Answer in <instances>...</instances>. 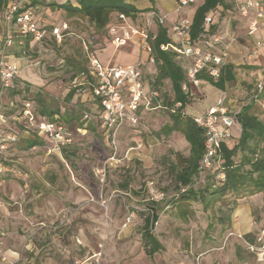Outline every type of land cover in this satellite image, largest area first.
<instances>
[{"label": "rangeland", "instance_id": "obj_1", "mask_svg": "<svg viewBox=\"0 0 264 264\" xmlns=\"http://www.w3.org/2000/svg\"><path fill=\"white\" fill-rule=\"evenodd\" d=\"M39 3L31 10L38 25L49 32L66 23L68 30L60 40L47 34L42 42L29 43L19 76L11 88L0 90V115L5 120L0 130L22 135L4 151L5 172L0 177L1 248L18 253L17 261L8 257L7 264H264L263 194L241 200L238 213L228 201L207 209L200 202H175L177 168L180 159L188 157L189 145L180 133L166 134L164 126L171 121L165 105L130 111L135 122L124 121L113 143L98 115L90 111L93 97L88 88L73 87L90 56L130 63L131 42L139 52L132 64L140 63L143 87L171 102L168 80L153 88L157 70L138 38L124 47L111 45V28L127 23L145 34L155 33L157 18L150 15L148 23L143 14L123 23L113 14L103 31H95L86 19L51 11L49 0ZM5 30L0 16V40ZM21 51L15 42L10 55L16 58ZM233 66L236 79L222 92L226 108L233 112L252 102V112L264 120V96L253 100L252 72ZM71 90L75 93L67 100ZM188 91L186 116L203 112L219 97L203 83L191 84ZM23 109L34 115L44 109L68 114L72 143L60 154L47 144L24 150L26 138L35 131L21 117ZM89 112L91 119L81 129L79 123ZM202 186L194 180L195 190ZM158 195L163 199L156 200ZM152 207L158 214L152 235L162 249L149 258L141 235Z\"/></svg>", "mask_w": 264, "mask_h": 264}, {"label": "built area", "instance_id": "obj_2", "mask_svg": "<svg viewBox=\"0 0 264 264\" xmlns=\"http://www.w3.org/2000/svg\"><path fill=\"white\" fill-rule=\"evenodd\" d=\"M49 1L57 2V0ZM67 1L69 0H65V2ZM176 1L178 8L188 7L196 2V0ZM31 2L32 0H12L3 13L2 19L6 30L0 40L1 91L11 88L13 82L20 74L21 68L25 63L26 40H29V43L37 44L42 42L47 34L60 40L63 33L68 30L66 23L54 27L49 32L45 27L38 25L31 11L33 8L28 7ZM251 10L254 12V18L249 24V34L253 35L264 26V1L253 2L252 0H245L239 12L243 18H248ZM152 15L157 18L159 25H163L166 22L165 16ZM215 16L214 11L207 14L204 18L203 27L208 32L205 40L193 41L190 36L192 22L190 19H184L181 22L172 24L170 28L172 44L160 46L163 51H174L179 58L184 59L187 63L186 82L182 85V90L185 93L191 84L198 86L201 83L196 79V75L201 70L207 69L210 76L216 77L217 67L227 63L233 40L225 41L221 34L211 32ZM119 19L123 23L127 21L122 15L119 16ZM110 35L112 37V45L116 48L124 46L134 38H138L142 51L147 56L152 54L150 41H153L155 36L138 31L127 23L111 28ZM15 42L21 46L22 50L21 55L16 58L10 55V50ZM261 47H264V42H257L256 48ZM151 61H153L152 58ZM73 87L74 89L86 87L90 90L99 108V119L103 124L108 139H112L113 143L115 134L124 121L135 122V117L129 114L130 111L137 113L140 107L145 109L149 107L160 108V101H157V106L155 107L152 102L153 100H158L159 94L151 92L146 95L144 92L140 63L124 67H110L103 66L94 56H90L86 70L80 72L73 79ZM263 89L264 72L256 84L253 99H257ZM225 102L226 94L221 92L213 105L205 108L201 114L192 118L194 124L201 127L205 132L204 153L199 166V182L203 181L206 172L213 167L221 142L230 139L233 130H240L236 120L239 110L230 112L226 108ZM21 117L27 121L30 127L34 128L38 135H42L49 142V150L60 153L62 148L72 143V132L65 124L58 121L36 123L35 116L27 109L21 111ZM82 119L89 121L91 114L85 113ZM1 123H5V120L0 115ZM21 137L22 135L18 132L0 133V177L5 172L3 164L4 151L10 144L17 143ZM217 178L222 180L223 175L220 174ZM185 190L183 188L181 192ZM155 199L162 200L163 195H158ZM132 217L133 215H130L128 222ZM7 263L9 261L2 251L0 243V264Z\"/></svg>", "mask_w": 264, "mask_h": 264}, {"label": "trees", "instance_id": "obj_3", "mask_svg": "<svg viewBox=\"0 0 264 264\" xmlns=\"http://www.w3.org/2000/svg\"><path fill=\"white\" fill-rule=\"evenodd\" d=\"M10 1L12 0H0V16H3ZM39 5L38 0H32L28 7L36 8ZM223 5V0H203L202 4L197 7L191 18L190 36L193 41L206 39L208 32L203 27L204 18L210 12H214L217 7ZM48 8L51 11H63L68 17L86 19L95 31H103L109 25L113 14L117 16L119 21L120 15L131 21L139 13L149 11L137 10L125 0H69L63 4L52 1ZM211 32H214V28H211ZM149 35L155 36L154 40L150 41L151 55L157 70L152 86L157 88L162 85L163 81L168 80L173 91L171 102H166L159 96L158 100L152 101L153 105L154 107L157 106V101H160V107L165 105V110L169 112L171 125L164 126L166 134L174 131L180 133L189 145L188 157L181 158L180 169L177 168L178 194L174 201L182 204L200 202L205 209L217 202L226 203L228 201V203L232 202L234 208L235 206L237 208L241 200L258 194L264 195V120L252 112V102L239 109L236 120L240 130H233L230 139L221 142L213 167L206 172L202 182L198 181L203 185L202 188L199 190L193 188L194 180H198L199 166L204 153L205 132L201 127L194 124L192 118L202 112L193 116H186L183 112L191 104V94L189 91L185 93L182 90V85L186 82L187 63L184 59L179 58L174 51L160 49L162 45L172 44L168 29L159 25L156 32ZM28 47L29 40H26L25 48ZM234 70L232 64L226 63L217 67L216 77L210 76L209 71L203 69L196 75V79L221 93L225 92L227 86L235 81ZM150 91L148 87H144L146 95H149ZM74 93L75 90H71L66 96L67 100H70ZM253 100L257 101L258 99ZM96 114L98 117L100 116L99 111ZM39 116L47 122L58 121L70 127L68 124L71 123V120L66 113L60 114L57 110L47 111L44 109L40 111ZM89 121L82 119L79 127L86 129L85 124ZM0 133L4 132L0 130ZM41 145L43 142L40 137L27 138L24 143V150H30ZM220 174L223 175L222 180L217 178ZM183 188L186 190L181 192ZM157 221L158 214L152 207L144 220L141 235L144 252L149 258L162 249L161 244L152 235V230Z\"/></svg>", "mask_w": 264, "mask_h": 264}, {"label": "crops", "instance_id": "obj_4", "mask_svg": "<svg viewBox=\"0 0 264 264\" xmlns=\"http://www.w3.org/2000/svg\"><path fill=\"white\" fill-rule=\"evenodd\" d=\"M125 1L127 3L132 4L137 10H149L146 13H139L137 15V16H140L143 14L146 15V20L148 21V23H150L149 17L152 14L159 15V16H165L166 22L164 24V27L168 29L170 36H171V32L169 30L172 24L181 22L184 19L191 20L195 10L203 2V0H196L195 4H192L185 8H178L176 0H125ZM223 1H224V5L217 7V9L215 10L216 16L214 18V24L212 27L214 28V32H217L224 37L225 41L233 40L227 63L235 65L241 70L251 71L254 76L253 81H254V91H255L256 84L258 80L262 77L263 72H264V47L256 48L257 42H264V26L260 28L259 30H257L253 35H250L249 34V24H250V21L254 18V12L251 10L249 12L248 18H243L239 12L240 7L245 2V0H223ZM252 1L261 2L264 0H252ZM63 3H66L65 0H61V2L58 4H63ZM232 4L234 5V7ZM232 9L235 10L234 13H231ZM221 17H222V21L220 22ZM118 33L120 34L119 30H118ZM127 44L129 46H132L131 52L134 54V59L130 63H126L124 65L113 63L112 62L113 57H107L106 55L105 56L100 55L99 57L95 55L94 57L103 66L124 67V66L131 65L134 61L138 60L139 52L137 48L131 42H128ZM108 48L104 49L102 53L105 52ZM129 54L131 53L121 52V55L123 56H128ZM146 59H147V56H146ZM87 90L88 92H90L89 89ZM219 94L220 92H217L216 95L219 96ZM90 95H91V92H90ZM259 96H264V89ZM215 101L216 100H214V102ZM90 108H91L90 110L91 112L96 113L97 111H99V108L97 107V103L94 100V98H92V105ZM34 116L36 118V123H41L45 121V119L40 117L39 115H34ZM29 134L31 136L30 138L40 137V140L43 142V144L49 145V142H47L42 135H38L37 132L33 134L31 133ZM57 154H60V153H57ZM258 195H255L254 197ZM238 209H239V205L236 208L237 213L239 212ZM3 252L7 258L9 257L10 259H14V261H17V257H18L17 252L13 250L3 251Z\"/></svg>", "mask_w": 264, "mask_h": 264}]
</instances>
